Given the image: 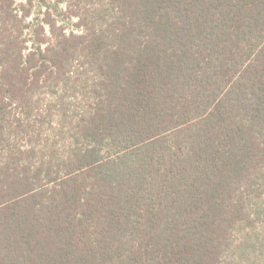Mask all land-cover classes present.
<instances>
[{"label": "trees", "instance_id": "1", "mask_svg": "<svg viewBox=\"0 0 264 264\" xmlns=\"http://www.w3.org/2000/svg\"><path fill=\"white\" fill-rule=\"evenodd\" d=\"M37 1L0 0V264H264V0Z\"/></svg>", "mask_w": 264, "mask_h": 264}, {"label": "rangeland", "instance_id": "2", "mask_svg": "<svg viewBox=\"0 0 264 264\" xmlns=\"http://www.w3.org/2000/svg\"><path fill=\"white\" fill-rule=\"evenodd\" d=\"M17 1H22V0H17ZM38 2H39V1L36 0V4H38ZM262 219H264V214H263V213H262ZM259 225H260V224H259ZM257 231H261V229H258ZM237 234H238V233H237ZM239 234L241 235V233H239ZM238 236H239V235H238ZM240 239H241V238H239V242H240ZM236 241H237V239H236ZM235 246H236V242H234V245L231 246V247H232V248H231L232 251H235V250H236V249H235Z\"/></svg>", "mask_w": 264, "mask_h": 264}]
</instances>
